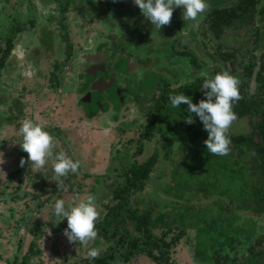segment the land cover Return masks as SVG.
<instances>
[{"label":"rangeland","instance_id":"374dc122","mask_svg":"<svg viewBox=\"0 0 264 264\" xmlns=\"http://www.w3.org/2000/svg\"><path fill=\"white\" fill-rule=\"evenodd\" d=\"M13 1L17 2L13 4ZM27 1L30 0H0V34L11 30L12 22L23 28L29 18H35ZM38 1L43 4L48 3V0ZM213 2L215 0H207L209 6ZM230 2L233 3V0H224L219 5L225 6ZM52 3L54 5L53 12H55L58 2L54 0ZM67 3H69L67 5L69 8L70 2ZM87 3L97 13L103 11L102 1L87 0ZM11 5H22V7L15 8ZM263 5L264 0H259L256 8ZM84 6H86V2L76 0L73 9L70 6L71 11L66 12L68 18L71 19L73 16L72 21H69L73 22L70 27L72 31L74 26H78L77 22L82 16L84 21L92 18L91 23L95 22V15L87 14L88 10H84ZM77 7L80 9V13L77 12ZM22 11L24 12L22 13ZM174 11L173 15L176 16L179 26L174 25L173 20L170 25H165L168 32L164 36L169 38L168 41L161 37L162 35H157L158 37L150 41L151 50L157 49V44L162 46L166 43L175 46L176 50L188 49L195 54L197 62L206 61L205 64H198L197 67L192 65L189 68L192 75L208 74L211 71V66L215 64V61L208 56L213 51L215 43L209 35L200 33L206 25L205 20L201 19L205 17L207 10L201 14L198 22L185 21L182 18V8H175ZM259 15L254 13L249 21L246 19L233 21L230 26L222 27V34L218 39L222 50H234L237 57L243 60L247 56L250 57V53L257 55L258 50L264 51V42L255 40L256 23L261 25L260 21H263L258 39L264 41V18L260 19ZM137 16L131 14V22L127 21L131 24L134 32L129 31L128 33L127 29L129 28L119 27L120 24L116 26L117 31L112 27L114 33L111 37L107 33L109 28L103 24L99 26V24L92 23L85 29L81 26L78 29L88 31V34H94L99 30L106 39L118 40V42L111 43L112 49H117L119 45L122 48L131 45L134 49L136 47L135 40L138 37L144 38L146 32L152 38V29L155 28L149 20L143 17L142 13ZM34 20L35 25L39 27L34 32L35 37H38V40L42 37L39 47L41 59H34L36 63L34 74L26 78L23 76L20 79V84L22 83L23 88L29 86L40 89L44 82L40 73L49 69L51 64L61 56L62 49H65L66 44L63 40L64 31L56 32L50 19L35 18ZM65 28H67L66 24ZM135 31L139 36L135 34ZM127 33L129 37H125ZM42 52L48 54L45 59L42 58ZM127 53L131 58L136 56L138 59L136 61L140 64L137 65V69L130 71L133 75L126 74L125 77H118L120 80L116 82L117 92L111 86L104 88L102 92L90 94L85 91L86 87L76 83V78L79 79L82 75L66 73L68 78L58 77L56 81L58 88L52 90V95L39 90L34 93L33 98L38 103L43 100L44 94L51 95L49 102L42 101L40 106L36 107V116L44 112L42 116L37 117L36 122L48 128L47 131L55 138L56 147L53 149V161L55 162V155L63 151L73 161L78 160L81 164L77 173L70 172L66 177L60 178L62 187L59 189L57 178L51 171L50 161L47 162L49 167L45 173L42 170H37L35 166L32 167L31 162H26L23 167L20 166L21 158L23 157L27 161L28 157L20 145L23 143L20 127L24 120L13 121L12 125H9L3 122L4 114L0 113V264H18L22 256H25L24 260L27 264H65L72 260L81 262L87 257V252L91 248L104 250L109 245H112L117 253L116 237L105 239L98 234L97 238L90 241L87 246L82 245L79 241L71 243L64 234L65 228L60 225L63 218H57L52 207L57 200L63 199L65 207L68 208L92 194L96 197L97 209L100 212L99 220H101L107 207L113 205L117 200L113 197L112 190L114 186L123 183L118 177L121 166L125 165V168L137 166L152 152H156L157 161L143 188L131 194L129 198L127 196V202L135 210H150L151 229L155 235L158 236L159 230L166 227L173 228L174 232H176L175 228L182 230V235L177 238L178 240L168 253L171 264H214V256L211 254L213 249L220 253L219 256H227V261L219 258L222 260V264L230 263V259L236 257L241 261L246 254L245 245L253 244L254 236L259 237L261 243L264 244L263 217L258 215L259 218H255L252 236L249 216L254 217V213L243 208L233 210L236 206V203L235 205L231 203L233 193L227 190L226 184L223 185L224 181L220 183L218 193L214 192L215 194H213L212 191L208 195H203L202 192L196 191V185L201 181L195 176L197 163H193L195 159L190 155V148L196 147L198 141L201 145L204 133L203 128L200 127L199 117L191 116L194 120L192 124L185 122L186 117L191 114L188 112V106L185 107V104H182L183 108L181 106L180 108L171 107L169 112L174 114V112L183 111L182 114L179 113L177 118L173 119L171 117L173 114L168 115L166 112L167 116L164 120L156 122V127L149 138L138 137L146 122L148 112L151 110V96L157 94L156 91L152 93V88L159 76L166 77V72L161 71L165 70L164 68L161 70L155 68L152 60H146L142 48L141 55L133 54L132 50ZM110 54L112 56L108 57L106 66L111 72L115 68H120V71H124L125 74L122 54H119L117 58H113L112 50H110ZM172 58L173 61L179 62L175 55ZM27 62L26 58L25 68H27ZM144 62L145 65L142 64ZM234 67L236 69L235 76H237L242 71L237 59L234 61ZM21 69L23 70V66ZM17 70L15 68L13 72L17 73ZM188 79L189 76L183 75L176 81H170V84L177 85ZM75 85H77L76 88H73ZM17 90H21V88ZM12 93L16 94V90H12L10 94ZM77 96L84 98L80 99ZM86 98H88V102ZM1 108L0 103V110ZM246 126V119L238 118L233 122L229 131L244 132L247 129ZM194 130L195 133H193ZM162 134L171 138L169 147H166L165 142L161 139ZM179 137V142H177ZM137 141H140L142 145L140 153L137 151L140 145ZM166 150L168 151L166 152ZM186 170L187 172H185ZM15 186L18 188L15 189ZM16 190L12 199L9 195ZM232 205L234 207H230ZM227 208H232V213L236 214L231 225L223 223L224 218H227ZM111 223L130 232L133 228L131 222L122 215L113 217ZM194 231L196 232L194 233ZM169 235L166 234L165 239H168ZM230 238H233L231 242L228 241ZM193 246L200 254L194 253ZM36 249L37 251H35ZM206 255L210 257L203 259ZM113 264H118V260H113ZM127 264L155 263L139 253L130 257Z\"/></svg>","mask_w":264,"mask_h":264},{"label":"trees","instance_id":"16d2710c","mask_svg":"<svg viewBox=\"0 0 264 264\" xmlns=\"http://www.w3.org/2000/svg\"><path fill=\"white\" fill-rule=\"evenodd\" d=\"M223 1L215 0L207 8L205 17L201 19L205 20L204 23L206 25L200 33L209 35L210 38L214 39L215 43L213 51L208 55L215 61V64L211 66V71L207 74V77L204 75H192L189 68L192 65L197 67L198 64H205L206 61L197 62L198 59L195 54L188 51V49L181 48L180 50H176L175 46L169 43L162 46L157 44V49L151 50L145 56L146 60L150 59L153 61L155 68H160V70L164 68L165 70L161 71L166 72V77L164 75L159 76L152 88V93L156 91L157 94L151 96V110L148 112L146 122L138 137L146 136L145 138H149V135L156 127V122L164 120L167 116L166 112L168 115L170 113L173 114L169 112L172 109L169 100L170 95L184 94L190 98H194L192 100L193 103H199L200 100L206 99V90L202 89L204 79L212 78L215 74L222 71H228L235 76L234 61L237 59V63L242 67L241 73L236 76L240 80L239 91L242 99L234 103L233 110L237 115V119H246L247 129L244 132L238 133L229 131L228 135L231 139L230 153L226 156H219L207 151L204 141L208 138V132L200 121V127L203 128L204 133L203 141L201 145H199L198 141L196 142V147L190 148V155L195 159L193 163H197L195 176L201 181L199 184L197 183L196 191L202 192L203 195H208L212 191L213 194L218 193V187L224 181L223 185L226 184L227 190L233 193L231 203H234V205L236 203L235 207L234 205L230 207H234L233 210L243 208L254 213V217L249 216L251 221L250 228L252 229L251 235L253 236L255 218H259L258 215H261L264 219V51L258 50L257 55L250 53V57L247 56L243 60L237 57L234 50H222L218 39L222 34V27L230 26L233 21L244 19L249 21L254 13L260 14V19H263L264 5L256 8L259 0H233V3L230 2L228 5L220 6L219 3ZM115 2V8L118 11L122 10L120 11L121 13H130L133 16L141 14L139 7L135 5L133 0H115ZM172 18L174 25L179 26L176 16L173 15ZM140 19L142 20L143 18ZM119 20L121 21L122 19L119 17ZM260 22L261 25L258 22L256 23L255 40L264 42L258 39L260 30L262 29L260 26L263 24V21ZM154 29L156 32L153 33V39L158 37L157 35H162L161 37L168 41L169 38L164 36L168 32L165 26L161 29ZM135 34H137L136 31ZM173 55L176 56V59H179V62L173 61ZM183 75L185 77L189 76V79L183 80V82L179 81L181 83L177 85L170 84V81H176V79H180V76ZM250 81L252 82L251 84L249 83ZM184 106L188 105L185 104ZM181 108L183 107L181 106ZM181 112L183 111L174 112L171 117L173 119L177 118V115ZM190 115L193 118L195 116L198 117L195 113H191ZM193 133H195V130ZM161 139L165 142L166 147H169L171 138L162 134ZM179 139L180 137L177 142H179ZM137 142L140 144L137 148L138 153H140L142 145L140 141ZM231 149L235 150L232 151ZM156 161L157 154L156 152H152L137 166H130L128 168H125V165L121 166L118 177L121 178L120 181L123 183L114 186L112 190V195L117 200L113 205L107 207L104 216L96 223L99 235L105 239L116 237L115 243L118 245L117 253L115 248L109 245L106 249L100 250V257L98 259L92 260L86 257L81 262L72 260L65 262V264H113V260L115 259L118 260V264H127L130 257L139 253L148 257L155 264H171L168 253L173 244L178 240L177 238L182 235V230L175 228L176 232H174L173 228L166 227L161 229L162 231L159 230L158 236L155 235L151 229L150 210H135L127 202L131 194L143 188ZM17 188L15 186V189ZM16 192L17 190L9 196L13 199ZM53 209L54 207H52V211ZM226 211L227 218H224V222H222L225 225H231L234 221L233 218H236V214L232 213V208H227ZM119 215L126 217L131 222L133 226L131 232L121 226L112 225V218ZM60 225H63L66 229L67 220L61 221ZM166 234H170L168 239H165ZM232 239L230 238L228 241L231 242ZM120 249L121 251L119 252ZM193 249L195 254H200L199 251L197 253L194 246ZM244 250L246 253L244 259L239 261L237 257L231 258L230 263L226 262V264H264V244L261 243L259 237L254 236L253 244H246ZM211 254L214 256V264H222L221 259L224 261L228 260L226 255L219 256L220 253H217L214 249ZM208 257L210 256L206 255L203 259H207ZM24 259L25 256H22L18 264H27Z\"/></svg>","mask_w":264,"mask_h":264},{"label":"flooded vegetation","instance_id":"af4514ba","mask_svg":"<svg viewBox=\"0 0 264 264\" xmlns=\"http://www.w3.org/2000/svg\"><path fill=\"white\" fill-rule=\"evenodd\" d=\"M75 1L76 0H57L58 6L55 12H53L54 5L52 3L54 0H48V3L45 2L44 4L40 3L38 0L27 1L31 8L30 10H32V15H35V18L39 20L50 19L52 22L51 25H53L56 32L59 31V33H61V30H63V33L65 34L63 40L66 44V47L65 49H62L61 56L51 64L49 69L40 73V75H42L41 78L44 81L40 86V89L29 86H26L27 88H23L22 83L20 84V79H22L23 76L26 78L34 74V70L36 68L34 59H41V56H39L41 51L39 47L42 37L39 40L38 37H35L36 34H34V32L39 28L35 25V18H29L28 21H26V26L23 28L20 27V25H17L15 22H12V24H10L11 30H6V32H2L0 34V103L2 105V111L0 110V113L4 114L5 119L3 122H6L9 125H12L11 122L13 121L17 122L25 119H31L36 122L37 117L39 115L42 116L44 113L42 112L36 116V107H39L42 101L47 100L49 102V96L52 95V90L58 88L56 82L58 77L62 79L68 78L66 73H69L70 75L73 73L82 75V77L79 79L76 78V83L79 86L82 85L84 88L86 87L85 91H88L90 94L102 92L104 88L111 86L117 92L118 85L116 82L120 80H118V77H125L124 75L126 74L133 75V73L130 71L137 69V65L140 64L137 62L138 59H136V56L131 58L127 55V51L132 50L133 54L141 55L140 50L142 48L144 49L145 56L148 55L147 53H150L152 49L150 46V41H153L154 37L151 38L147 32L144 34V38L140 39V37H138L135 40L136 47L134 49L131 45L129 47L124 46L123 48L119 45L117 49H112L111 43L118 42V40L110 41L106 39L104 34L102 35V32L99 30H97V32L94 34H88V31H81V29H78L80 26L81 28L83 27V29H85L92 23H94V25L99 24V26H101L100 24H103L107 25L109 28L107 33L110 34L109 37H111L112 33H114L112 27H114L115 30L117 24H120L119 27L124 26L125 29L129 28L127 29L128 33L129 31L134 32L131 24L127 23V21L131 20V14L125 12L121 13L120 11L122 10L116 12L115 0H100L103 2V11L99 13L87 5V0H81L86 2L84 10H88L87 14L93 13L95 15V22L91 23L92 18L84 21L82 16L80 21L78 20L77 22L78 26H74V30L72 31L70 27H72L73 22L69 21H72L73 16L71 19L68 18L66 16V12L71 11L70 6H72L73 9ZM16 2L17 1H13V4ZM67 2H70L69 8L67 7L69 4ZM11 6L15 8L22 7V5ZM105 7L106 11L104 12ZM74 9L76 10V8ZM24 11H22V13ZM77 12L80 13L79 7H77ZM120 15H122V17H120L122 19L121 21L117 19ZM65 24L67 28H65ZM154 32L155 29H152V33ZM128 33L125 35V37H129L127 36ZM135 45L133 44V46ZM110 50L113 52V58H117L119 54H122L121 57L124 58L125 69L126 64L130 69L127 71L125 70V74L123 73L124 71H120V68H115L113 72H111L106 66L108 57L110 58L112 56L110 54ZM47 56V52H42L43 59H45ZM26 58L28 59V62L26 63L27 68L24 66ZM142 64L145 65V62ZM21 66H23V70L21 69ZM15 68L18 69L17 73L13 72ZM76 86L77 85L73 86V88H76ZM20 88L21 90H17ZM12 90H16V94H10ZM38 90L50 93L51 95L48 96L44 94L43 100L39 101L38 103V101L33 98L34 93H36ZM77 97L84 98L83 96ZM94 99L98 100L97 98ZM88 101L89 100H87V102ZM45 130L47 131L49 129L45 127Z\"/></svg>","mask_w":264,"mask_h":264},{"label":"clouds","instance_id":"9594fccd","mask_svg":"<svg viewBox=\"0 0 264 264\" xmlns=\"http://www.w3.org/2000/svg\"><path fill=\"white\" fill-rule=\"evenodd\" d=\"M143 14L157 29L170 25L175 8L183 9L182 18L185 21L198 22L199 17L207 8V0H133ZM207 77V74H202ZM240 80L228 71L215 74L212 78H205L202 89L205 91L206 99L199 103H193L192 99L184 94L170 95V104L174 108L187 104L188 112L195 113L203 123L208 132V138L204 141L207 151L214 155L226 156L230 153L231 139L228 135L229 129L237 119L233 105L242 99L239 91ZM185 122L194 123L191 115L186 117ZM23 143L22 150L28 154L27 161L22 157L20 166L31 162L32 167L47 172L46 164L51 162V171L56 176L58 189L62 187L61 177H66L70 172L77 173L81 167L80 161H73L65 152L61 151L55 155L53 161V149L56 147L54 136L45 130L43 124L25 119L20 127ZM54 215L57 218L67 219L65 236L71 243L79 241L87 246L98 236L96 223L100 219L97 209L96 197L87 195L86 199L74 203L68 208L65 201L59 199L55 202ZM89 259L95 260L100 257V249L91 248L87 252Z\"/></svg>","mask_w":264,"mask_h":264},{"label":"water","instance_id":"95a60500","mask_svg":"<svg viewBox=\"0 0 264 264\" xmlns=\"http://www.w3.org/2000/svg\"><path fill=\"white\" fill-rule=\"evenodd\" d=\"M125 70H126V71L129 70L127 64H126V69H125ZM105 86H106V85H105ZM107 86H108V83H107ZM80 99H82V98H80ZM86 99L88 100V98H86ZM46 167H49V166H48V163L46 164Z\"/></svg>","mask_w":264,"mask_h":264}]
</instances>
